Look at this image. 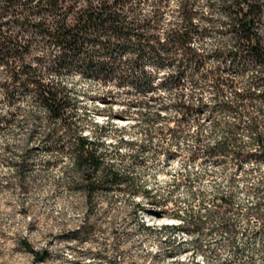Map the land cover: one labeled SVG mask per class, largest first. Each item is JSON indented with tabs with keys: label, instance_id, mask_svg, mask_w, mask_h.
Masks as SVG:
<instances>
[{
	"label": "trees",
	"instance_id": "trees-1",
	"mask_svg": "<svg viewBox=\"0 0 264 264\" xmlns=\"http://www.w3.org/2000/svg\"><path fill=\"white\" fill-rule=\"evenodd\" d=\"M169 2L0 0V129L30 125L25 147L10 157L19 189L27 188L31 150L37 145L52 155L46 164L63 156L71 160L65 187L79 191L86 202L129 182L107 158L103 141L84 134L76 90L66 83L73 78L125 87L119 93L135 96L129 107H146L158 89L174 92L171 106L181 116L207 106L201 97L192 102L194 91L182 92V83L194 88L209 82L212 108L230 117L215 121L223 134L215 156L252 160L251 169L264 163V0H174L172 8ZM159 69L167 71L155 83ZM239 127L248 134L244 147L234 143ZM6 149L9 145H3ZM262 175L254 185L260 200L247 210L260 220ZM180 219L169 226L189 222L198 231L203 225L198 217ZM88 231L91 227H79L70 238L88 239ZM20 242L34 262L48 257L25 239Z\"/></svg>",
	"mask_w": 264,
	"mask_h": 264
},
{
	"label": "rangeland",
	"instance_id": "rangeland-1",
	"mask_svg": "<svg viewBox=\"0 0 264 264\" xmlns=\"http://www.w3.org/2000/svg\"><path fill=\"white\" fill-rule=\"evenodd\" d=\"M166 71L156 72L155 83ZM66 83L76 90L84 134L103 141L107 158L129 182L86 202L65 187L71 160L46 164L52 155L35 143L27 188L19 189L10 157L25 147L30 125L0 129V264H264V219L247 214L260 200L254 185L264 163L251 169L252 160L215 156L223 137L215 121L230 117L212 108L209 82L182 83V92L194 91L192 102L201 97L207 105L184 116L171 106L174 92L158 89L146 107H129L135 96L119 93L125 87L77 78ZM234 137L236 145H247L243 127ZM178 215L203 225L171 228L181 222ZM83 226L91 227L88 239L70 238ZM22 239L48 257L34 262Z\"/></svg>",
	"mask_w": 264,
	"mask_h": 264
},
{
	"label": "bare ground",
	"instance_id": "bare-ground-1",
	"mask_svg": "<svg viewBox=\"0 0 264 264\" xmlns=\"http://www.w3.org/2000/svg\"><path fill=\"white\" fill-rule=\"evenodd\" d=\"M169 221V220H168Z\"/></svg>",
	"mask_w": 264,
	"mask_h": 264
}]
</instances>
